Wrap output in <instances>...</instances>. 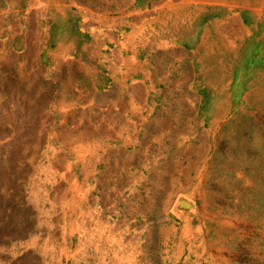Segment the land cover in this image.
<instances>
[{
	"label": "rangeland",
	"instance_id": "rangeland-1",
	"mask_svg": "<svg viewBox=\"0 0 264 264\" xmlns=\"http://www.w3.org/2000/svg\"><path fill=\"white\" fill-rule=\"evenodd\" d=\"M0 264H264V0H0Z\"/></svg>",
	"mask_w": 264,
	"mask_h": 264
},
{
	"label": "crops",
	"instance_id": "crops-1",
	"mask_svg": "<svg viewBox=\"0 0 264 264\" xmlns=\"http://www.w3.org/2000/svg\"><path fill=\"white\" fill-rule=\"evenodd\" d=\"M205 4V3H204ZM228 8L229 9H231L233 6H232V4L231 3H229L228 5ZM144 17H147V16H144ZM146 20H148L147 18H146ZM202 20V19H201ZM148 23V22H147ZM168 26V23H164L163 24V27H167ZM172 30H174V34L176 35V36H174L173 35V37H172V39H168V40H166L165 41V44H166V47H164L163 46V49L165 50V51H167V50H171L172 49V47H173V45H175V44H177V42H178V37L177 36H179L180 35V33L182 32H180V29H181V23L178 21H176V20H174V22H172ZM210 25H208L207 23H204V24H202V31L200 32V34H201V36H204V35H207V32H206V29L209 27ZM221 26V28H218V29H227V27H226V25L225 24H223V25H220ZM147 27V28H146ZM196 27H200V22H198V23H194V25L192 24V23H190V27L188 28V29H186L184 32H185V34H183L184 36H195V35H198L197 33L198 32H193V30L196 28ZM145 28H146V30H145ZM142 30L143 31H146V33L144 32V33H142L141 35H143V34H147L148 33V24H145L144 26H142ZM179 34V35H178ZM143 40V39H142ZM165 68L166 69H168L167 70V72L168 73H166V74H170V69H171V65H165ZM141 74H142V76L143 77H147L148 76V70H146V68L145 69H142L141 70ZM135 82H136V84L137 85H139V84H143L144 82H146V81H144V80H140V81H136L135 80ZM129 85H131V83L129 84ZM129 87H127V89H128ZM126 93L127 94H131V96H129L128 98H132V90H128V91H126Z\"/></svg>",
	"mask_w": 264,
	"mask_h": 264
},
{
	"label": "bare ground",
	"instance_id": "bare-ground-1",
	"mask_svg": "<svg viewBox=\"0 0 264 264\" xmlns=\"http://www.w3.org/2000/svg\"><path fill=\"white\" fill-rule=\"evenodd\" d=\"M259 9V8H258ZM223 44V43H222Z\"/></svg>",
	"mask_w": 264,
	"mask_h": 264
}]
</instances>
